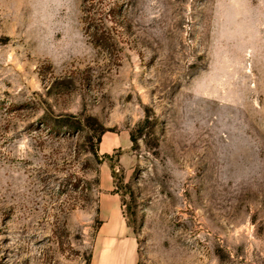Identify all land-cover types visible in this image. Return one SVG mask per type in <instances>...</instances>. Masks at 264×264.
I'll return each instance as SVG.
<instances>
[{
    "label": "rangeland",
    "instance_id": "374dc122",
    "mask_svg": "<svg viewBox=\"0 0 264 264\" xmlns=\"http://www.w3.org/2000/svg\"><path fill=\"white\" fill-rule=\"evenodd\" d=\"M121 4L115 61L0 0V264H92L109 193L138 264H264V0Z\"/></svg>",
    "mask_w": 264,
    "mask_h": 264
},
{
    "label": "crops",
    "instance_id": "0c3cea01",
    "mask_svg": "<svg viewBox=\"0 0 264 264\" xmlns=\"http://www.w3.org/2000/svg\"><path fill=\"white\" fill-rule=\"evenodd\" d=\"M118 147L112 146L106 155ZM100 219L92 264H138V245L123 218L118 195L102 196Z\"/></svg>",
    "mask_w": 264,
    "mask_h": 264
},
{
    "label": "trees",
    "instance_id": "16d2710c",
    "mask_svg": "<svg viewBox=\"0 0 264 264\" xmlns=\"http://www.w3.org/2000/svg\"><path fill=\"white\" fill-rule=\"evenodd\" d=\"M83 1L86 10L85 34L91 45L107 53L111 59L119 60L118 46L125 30L121 18L123 7L121 0ZM104 157L109 159V155Z\"/></svg>",
    "mask_w": 264,
    "mask_h": 264
}]
</instances>
